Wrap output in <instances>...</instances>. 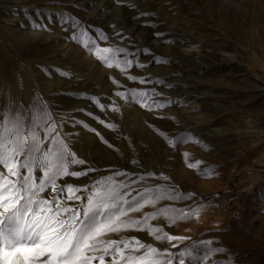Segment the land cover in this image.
Wrapping results in <instances>:
<instances>
[{
    "label": "rangeland",
    "instance_id": "1",
    "mask_svg": "<svg viewBox=\"0 0 264 264\" xmlns=\"http://www.w3.org/2000/svg\"><path fill=\"white\" fill-rule=\"evenodd\" d=\"M0 264H264V0H0Z\"/></svg>",
    "mask_w": 264,
    "mask_h": 264
}]
</instances>
